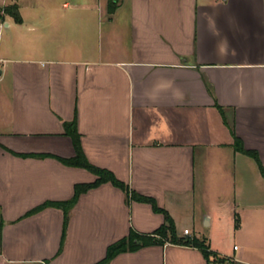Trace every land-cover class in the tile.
Segmentation results:
<instances>
[{
  "label": "crops",
  "instance_id": "obj_1",
  "mask_svg": "<svg viewBox=\"0 0 264 264\" xmlns=\"http://www.w3.org/2000/svg\"><path fill=\"white\" fill-rule=\"evenodd\" d=\"M14 4L21 23L0 17V264H99L132 229L164 224L111 183L81 194L64 243L63 209L33 212L97 179L60 160L76 156L72 122L89 163L154 198L180 236L189 230L233 264H264V178L233 147L235 135L264 165V0H119L113 14L108 0L0 8ZM222 226L233 230L227 250L203 232ZM108 264L214 263L166 244Z\"/></svg>",
  "mask_w": 264,
  "mask_h": 264
},
{
  "label": "trees",
  "instance_id": "obj_2",
  "mask_svg": "<svg viewBox=\"0 0 264 264\" xmlns=\"http://www.w3.org/2000/svg\"><path fill=\"white\" fill-rule=\"evenodd\" d=\"M118 6H119V0H108V10L110 14H113L117 10ZM3 13L11 16L17 23L22 22L21 16L19 14V7L17 4L8 6L4 9H0V17L3 15ZM65 130H66V134L70 136L74 142L76 149V156L73 159H69V160L60 159V160L68 166L84 168L90 171L97 177V179L93 183L77 185L75 187V195L72 200L62 203H52L51 205L45 204L39 209L33 211L36 212L47 206H53L63 209L65 213V224H64L63 236H62L63 243L65 240L67 226L69 222L70 210L75 206L81 194L86 193L91 189L97 188L102 184L111 183L113 186L121 189L123 192L126 193L129 202L135 201L139 203L148 204L152 207L155 213L162 214L164 217V224L150 234H140L132 229L127 237L114 243L108 248L107 257L103 262L99 264H108V262H110L115 256L121 253L135 252L141 249L142 247L150 246V245L164 246L166 244L199 249L205 256V258L208 261H212L214 264H221L227 261V259L220 258L218 255L212 253L210 251V246L208 245L205 239H200L196 236H192V237L180 236L175 227V223L172 217L169 215V213L166 210L158 206V203L154 198L143 196L131 190L129 186H127L125 183L120 181L111 171H108L106 169H101L90 164L83 152L81 146V137L77 131L76 122L66 124ZM233 147L235 152H239L246 156L251 157L257 163L259 171L264 178V165L262 164L258 153L256 151L246 150L242 144V141L239 138H237L235 135H234ZM22 157L42 158L44 156H22Z\"/></svg>",
  "mask_w": 264,
  "mask_h": 264
},
{
  "label": "rangeland",
  "instance_id": "obj_3",
  "mask_svg": "<svg viewBox=\"0 0 264 264\" xmlns=\"http://www.w3.org/2000/svg\"><path fill=\"white\" fill-rule=\"evenodd\" d=\"M12 1L13 0H0V6H2L4 4V2H8L10 4ZM6 33L7 32H5L4 34H6ZM218 187H219V185H218ZM253 191L258 192V194L260 193V190H253ZM235 195H236V193L233 194V198H234ZM235 202L238 205H240L241 207L244 204V201H242V200L241 201L240 200H236ZM239 212H240V210H239ZM227 229L228 228H225L224 226H222V228H220V229H218V227H213L211 230H207V229H204L203 228V232H205V231L206 232L207 231L212 232L215 235L216 239L219 241L218 243L220 245V248L222 250H227L230 247L232 248L233 247V244H234L233 241H232L233 240V233H231V231L233 232V230L231 229V230L227 231ZM227 232H228V234H227ZM223 239H224V241H222Z\"/></svg>",
  "mask_w": 264,
  "mask_h": 264
},
{
  "label": "built area",
  "instance_id": "obj_4",
  "mask_svg": "<svg viewBox=\"0 0 264 264\" xmlns=\"http://www.w3.org/2000/svg\"><path fill=\"white\" fill-rule=\"evenodd\" d=\"M184 235L186 236H190L191 235V232L189 230H185L184 231ZM237 249V248H235ZM221 264H233L231 260L227 259V261L225 263H221Z\"/></svg>",
  "mask_w": 264,
  "mask_h": 264
},
{
  "label": "water",
  "instance_id": "obj_5",
  "mask_svg": "<svg viewBox=\"0 0 264 264\" xmlns=\"http://www.w3.org/2000/svg\"><path fill=\"white\" fill-rule=\"evenodd\" d=\"M205 225L208 226L209 225V219L206 217L205 219Z\"/></svg>",
  "mask_w": 264,
  "mask_h": 264
}]
</instances>
